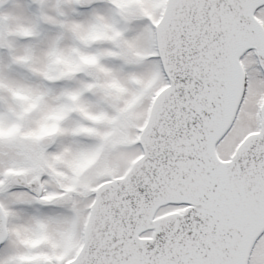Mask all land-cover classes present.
Instances as JSON below:
<instances>
[{
    "label": "snow or ice",
    "instance_id": "snow-or-ice-1",
    "mask_svg": "<svg viewBox=\"0 0 264 264\" xmlns=\"http://www.w3.org/2000/svg\"><path fill=\"white\" fill-rule=\"evenodd\" d=\"M0 264H264V0H0Z\"/></svg>",
    "mask_w": 264,
    "mask_h": 264
}]
</instances>
